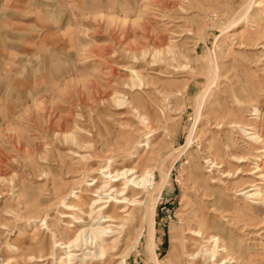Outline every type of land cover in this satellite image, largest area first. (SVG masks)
Returning <instances> with one entry per match:
<instances>
[{"label":"rangeland","instance_id":"obj_1","mask_svg":"<svg viewBox=\"0 0 264 264\" xmlns=\"http://www.w3.org/2000/svg\"><path fill=\"white\" fill-rule=\"evenodd\" d=\"M262 45L264 0H0V264H58L27 258L53 251L49 225L70 237L60 213L98 166L168 174L154 251L142 224L115 254L125 264H191L199 228L219 237L217 255L229 242L239 264H264V203L234 192L255 181L264 193L247 176L264 142L228 128L264 140ZM233 156L246 163L225 179Z\"/></svg>","mask_w":264,"mask_h":264},{"label":"bare ground","instance_id":"obj_2","mask_svg":"<svg viewBox=\"0 0 264 264\" xmlns=\"http://www.w3.org/2000/svg\"><path fill=\"white\" fill-rule=\"evenodd\" d=\"M248 6L242 9V11L244 10L241 13L242 15L249 12L248 9L250 6ZM261 48L264 49V45ZM160 55V51L156 50L153 58L158 57L159 60L166 58V55L161 56V58L159 57ZM131 74L138 77V72L135 70H131ZM138 117L143 120L146 119L141 114ZM228 128L239 130L245 136H249L247 140L253 145H259V143L264 142L260 135L249 132L251 126L249 128L239 123H232ZM75 141V138L74 141L72 139V142ZM80 147H78L79 152L81 150ZM255 153H264V149H255ZM246 159V156L231 157L230 160L237 166V169L235 168L234 172L228 170L222 171L223 178L227 179L233 176L237 178V175L242 173L241 168L246 163ZM146 161L149 160L145 158ZM210 166L214 170H222L224 168V165L216 160H210ZM260 166L254 167L255 170L250 173L248 172L247 176L256 175L255 178L257 180L264 179V165ZM92 173L95 177L90 180L89 184L85 185V188L71 193L69 197L71 202L67 203L64 211L60 213V222H62V226L65 227L70 237L67 239L60 237L58 234V226L57 228H54L55 226L51 227V225L47 226L52 237L56 239L55 245L52 247L53 251L48 256L29 257L27 258L28 261L36 260V263H41L51 259V256H54L58 264H105L111 257L117 256L115 254L119 252L120 247L124 243L129 242L132 245L129 250L127 249L128 251L135 248L143 233L142 224L146 225V244L151 250V253L154 251L155 213L158 196L166 185L168 174L161 172V181L156 184L154 182L155 174L153 168L150 166H145L144 170L140 171L136 167H123L119 170L112 171L109 169V166H98L93 169ZM254 183L255 181L247 183L248 185L242 188L236 187L234 189L236 191L234 192H236V196L255 201V204L264 203L263 190L257 186L261 185V182ZM189 234L195 241L202 244L197 252L189 255L191 264H209L210 262H213V264H239L237 260L238 256L236 257L234 255L235 253L233 252L232 246L229 245V242H223L222 248L219 249V251H222L226 255H217V249L219 248V237L217 235H212L207 232L204 233L200 228L190 230ZM11 248L14 252H18L17 248ZM61 251H63V255H61ZM199 254L200 257L198 256ZM126 257L127 253L123 252L121 255L115 257V260H121L118 264H125ZM202 257L203 259H201ZM218 257L220 258L219 260H217ZM207 258H210L211 261H206ZM13 263L11 260L4 262V264Z\"/></svg>","mask_w":264,"mask_h":264}]
</instances>
